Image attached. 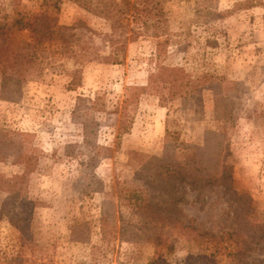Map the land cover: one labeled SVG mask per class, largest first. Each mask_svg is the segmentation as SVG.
<instances>
[{"label":"rangeland","instance_id":"obj_1","mask_svg":"<svg viewBox=\"0 0 264 264\" xmlns=\"http://www.w3.org/2000/svg\"><path fill=\"white\" fill-rule=\"evenodd\" d=\"M161 1L162 36L141 31L129 4L113 44L110 19L61 0L49 13L74 26L68 41H49L8 97L0 68V264H230L240 246L264 264V0ZM18 2L37 12L44 0ZM16 8L0 0V18ZM159 62L183 68L192 92L171 97L160 81L124 104ZM216 147L231 179L195 189L174 174L175 164L213 170Z\"/></svg>","mask_w":264,"mask_h":264},{"label":"trees","instance_id":"obj_2","mask_svg":"<svg viewBox=\"0 0 264 264\" xmlns=\"http://www.w3.org/2000/svg\"><path fill=\"white\" fill-rule=\"evenodd\" d=\"M13 1L14 5L17 7L15 9L16 16L13 20L10 21L8 18H0V68L2 72L1 88L4 97H8L9 94L6 91L11 88V85L20 86L22 82L34 78L38 70L36 65L38 64L39 51L44 50L49 41L56 39L68 41L70 35L67 30L74 28L73 25L67 26L61 24L57 16L49 13V9L51 7H54L57 10L60 9L61 0H44L42 3L43 8L37 12L24 11L19 8L18 0ZM75 1L85 8L93 9L96 13L105 15L111 20L112 32L108 35V37L113 44L118 42L119 37L117 36V33L120 32L123 34L124 29L127 27V24H123L121 20L126 17L124 15H126L129 11V4L132 7L131 16H133L134 21L141 24V31L147 27H154V36L156 37L162 36L166 31V28L162 26L164 21L167 20L164 16L165 13L161 6V0H138L139 2L133 3L128 0L126 2L127 4H125L127 8H125L124 5L118 6L117 4L114 5L113 3L104 2L102 10L92 8L91 0ZM256 3H258V0H244L243 2H240L238 6L252 7ZM150 21H152L151 24ZM16 31L29 32V39L22 41V46L15 40ZM141 31L138 29L134 33L138 35ZM136 35L131 36V38L136 37ZM124 39H127V37H124ZM121 43L120 48L124 49L125 41H122ZM163 44L165 45V42L162 43L161 41H158V56L162 55ZM119 57L120 54L115 52L114 54H110L106 59L112 62H119ZM185 78H188V75L183 68L169 66L163 62H159L156 67V71L150 73L148 85L127 88L128 92L123 99V103L130 104L132 97L135 100H138L140 94L147 91L149 88L158 92L162 91L165 86H162L160 81L169 85L168 87L171 90V97L177 95H187L186 93L190 94L192 90L191 92L189 90L184 92L183 90L184 86H186V84L183 83ZM181 80L182 82H180ZM11 91L12 93H15L13 88ZM117 115L119 114L117 113ZM127 125V121L121 120L118 127L119 131L121 133L128 131L129 128ZM218 134L222 136L223 132ZM220 151H222L220 147H216L214 149L213 155L216 157V166L213 167V170L210 169L205 171L204 175L202 173L203 171H200L196 164H193L192 168H186L183 172L179 171V169H181L179 164H175L173 166L171 165V168H174L175 175H180L179 178L182 182L190 184L195 189H198L197 187H200L199 185H203L202 187L221 185L227 179H231L233 166L222 162V156L219 154L221 153ZM24 164H26V166L29 165V161L27 162L24 160ZM169 187H174L173 182L169 183ZM109 218L110 212L105 211L103 217L104 224H108ZM259 222L263 224L264 227V220H260ZM183 227L186 229L192 228L193 230H198L197 227L191 225L190 223L184 225ZM230 235L235 236L232 232ZM243 244L245 245V242H242V245ZM246 249L247 247L244 248L243 246H240L236 252H233V258L231 259L230 264H253V262L245 258ZM149 264L162 263H160L159 259H154Z\"/></svg>","mask_w":264,"mask_h":264}]
</instances>
